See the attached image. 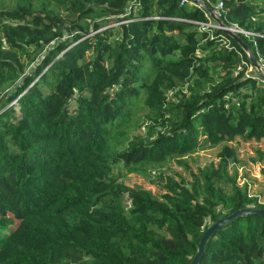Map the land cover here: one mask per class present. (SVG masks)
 <instances>
[{"label": "trees", "instance_id": "obj_1", "mask_svg": "<svg viewBox=\"0 0 264 264\" xmlns=\"http://www.w3.org/2000/svg\"><path fill=\"white\" fill-rule=\"evenodd\" d=\"M185 1L0 0V92L13 86L0 110V264H190L213 223L264 208L235 182L226 192L229 144L192 187L170 180L154 196L115 177L264 138L263 1ZM220 1L221 21L249 36L202 24ZM138 111L144 138L128 135ZM199 264H264V214L218 229Z\"/></svg>", "mask_w": 264, "mask_h": 264}, {"label": "rangeland", "instance_id": "obj_2", "mask_svg": "<svg viewBox=\"0 0 264 264\" xmlns=\"http://www.w3.org/2000/svg\"><path fill=\"white\" fill-rule=\"evenodd\" d=\"M262 1L264 3V0ZM245 35L249 36L250 34L245 33ZM242 71L250 73L253 69L243 68ZM12 88L13 86L0 92L1 111L10 106L6 105V99L3 94L12 90ZM175 94L174 91L169 92L170 97H174ZM177 100L178 98H175V101ZM147 112L138 111L130 120L127 127L129 137L130 135H137L143 138L147 136L151 122L145 119ZM160 129L162 127L159 125L156 130ZM224 144H229L236 151V156L229 160L227 166L229 179L224 184L226 192H229L233 182H235V185L248 192L250 197L258 196L260 202L264 204V138L249 140L238 136L233 141L217 145L205 143L191 154L175 156L162 164H147L132 170L118 165L115 169L119 173L115 177L129 188L139 186L151 192L154 196H160L165 193V184L169 183L170 180L181 182V179H185L187 186L192 187L197 180L201 179V170L205 166H209L213 162L218 164L220 160L218 154ZM208 223H211V221H208ZM0 235L3 236L5 233L0 232Z\"/></svg>", "mask_w": 264, "mask_h": 264}, {"label": "water", "instance_id": "obj_3", "mask_svg": "<svg viewBox=\"0 0 264 264\" xmlns=\"http://www.w3.org/2000/svg\"><path fill=\"white\" fill-rule=\"evenodd\" d=\"M199 2H201L200 0H198ZM203 2V1H202ZM204 3V2H203ZM212 16L214 17V13L211 12ZM254 64L260 69V66L257 65L254 61V59L252 58ZM248 214H264V208L262 209H258V208H242L237 210L236 212L220 218L218 221H216L215 223H213L203 234L199 246H198V251L195 254V256L193 257L192 261L190 262V264H199L205 254V249H206V245L208 240L211 238V236L220 228L226 226L227 224L231 223L232 221H234L236 218L240 217V216H244V215H248Z\"/></svg>", "mask_w": 264, "mask_h": 264}, {"label": "built area", "instance_id": "obj_4", "mask_svg": "<svg viewBox=\"0 0 264 264\" xmlns=\"http://www.w3.org/2000/svg\"><path fill=\"white\" fill-rule=\"evenodd\" d=\"M185 2L186 1L183 0L182 4ZM198 4L200 5V7H202L204 5V3H202V2H198ZM223 6H224V2L220 1V3L216 6V9L213 11L214 20L211 21L210 23H202V24L207 25L208 27H210L212 29H216V30L217 29L226 30V31H231L232 33L242 32V31L238 30L236 27L227 26L226 24H224L221 21L220 18L222 17V13H223Z\"/></svg>", "mask_w": 264, "mask_h": 264}]
</instances>
